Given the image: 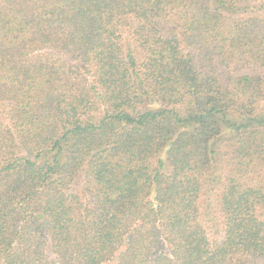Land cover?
<instances>
[{"label":"trees","instance_id":"obj_1","mask_svg":"<svg viewBox=\"0 0 264 264\" xmlns=\"http://www.w3.org/2000/svg\"><path fill=\"white\" fill-rule=\"evenodd\" d=\"M0 264H264V0H0Z\"/></svg>","mask_w":264,"mask_h":264}]
</instances>
